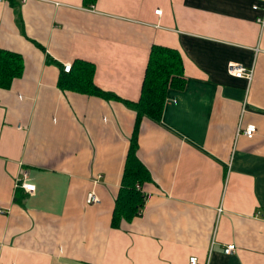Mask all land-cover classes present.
I'll use <instances>...</instances> for the list:
<instances>
[{"label": "crops", "instance_id": "obj_1", "mask_svg": "<svg viewBox=\"0 0 264 264\" xmlns=\"http://www.w3.org/2000/svg\"><path fill=\"white\" fill-rule=\"evenodd\" d=\"M262 17L264 0L0 1V48L24 62L0 88V264H264ZM153 45L180 53L184 85L159 122L139 121L144 198L127 207L126 101ZM77 59L118 98L62 90L60 68ZM230 62L253 68L249 84Z\"/></svg>", "mask_w": 264, "mask_h": 264}, {"label": "trees", "instance_id": "obj_2", "mask_svg": "<svg viewBox=\"0 0 264 264\" xmlns=\"http://www.w3.org/2000/svg\"><path fill=\"white\" fill-rule=\"evenodd\" d=\"M83 2L86 5H91L95 0H83ZM16 21L18 25L21 24L19 15H17ZM23 68V58L19 53L0 48V88L7 89L13 79L22 75ZM93 74V63L77 59L72 62L68 72L63 70V66L60 68L58 86L62 90H73L101 98H118L115 94L99 88L94 83ZM182 74L183 66L180 53L170 47L153 45L145 70L141 96L136 102L126 101L136 112L135 127L131 136L130 148L123 173L124 186H129L126 189V196L122 197V200L128 203L127 207L131 206L134 197L144 198L133 185L136 180L141 181L146 176L144 167L135 155L139 121L142 117H147L155 122L161 120L168 92L170 89H180L184 85ZM141 199L138 201V205L134 206V214L137 213L139 205L142 204ZM117 207L118 205L116 204L115 208ZM120 213L119 209L115 210L111 222L112 225H114V221Z\"/></svg>", "mask_w": 264, "mask_h": 264}, {"label": "built area", "instance_id": "obj_3", "mask_svg": "<svg viewBox=\"0 0 264 264\" xmlns=\"http://www.w3.org/2000/svg\"><path fill=\"white\" fill-rule=\"evenodd\" d=\"M0 1H4V0H0ZM257 6H254V9H257ZM156 14L160 15L161 14V10H156L155 11ZM264 17L260 18L262 21H264L263 19ZM71 68V64L67 63L63 66V70L65 72H68ZM227 72L228 74L234 76V77H238V78H242L245 79L247 81V83L249 84L253 78V68L249 67L247 68L246 66L240 64V63H236V62H230L228 64L227 67ZM256 132V126L254 124H248L246 125V127L244 128V130L242 131V133L248 137L251 138L254 133ZM26 178V174H23V180ZM22 180V181H23ZM24 182V181H23ZM17 185H20V182L17 183ZM22 187L26 190V191H34L35 186L34 184L31 183H26L24 182L22 184ZM136 188L140 189V185L136 184ZM99 202V198L93 193V192H89L86 196V203L87 204H95ZM0 213H3V210L0 209ZM235 248L234 244H228L224 251L225 253H231ZM188 264H200L197 260V258L195 256H191L189 257L188 260Z\"/></svg>", "mask_w": 264, "mask_h": 264}]
</instances>
